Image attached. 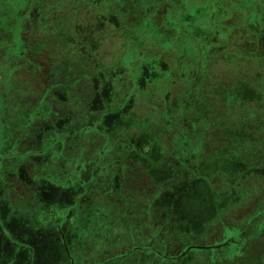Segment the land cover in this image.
I'll use <instances>...</instances> for the list:
<instances>
[{"label": "trees", "instance_id": "obj_1", "mask_svg": "<svg viewBox=\"0 0 264 264\" xmlns=\"http://www.w3.org/2000/svg\"><path fill=\"white\" fill-rule=\"evenodd\" d=\"M78 2L80 7L74 9L71 0H0V127L8 120V108L11 106L13 110L14 98L17 99L16 109L18 111L13 112L15 119H18L19 124L21 123L19 99L23 94L37 97L35 91L32 90V87L34 88L32 81L40 79L39 74H43L46 69L50 70L49 73L54 79L52 87L47 92L51 93L57 85L60 95L64 94L62 98L53 94L50 106L56 111L71 110L73 108L71 104H75L74 98L78 99L77 105L79 104L81 110L85 111L84 116L73 114L74 125L82 124L87 120L99 96L113 98L117 94L119 89L115 83L99 77L103 72L111 71L110 74L107 73L109 77L111 75V79L119 78L123 83L120 91L124 93H127L125 84L130 85L135 91L136 86L146 88L147 81L150 84L153 83L151 86L154 91L149 92V95L143 96L135 93L132 96L133 100L129 97L124 99L126 102L122 108L130 105L131 101L135 102L133 109L130 107L129 110L127 108L124 110L126 116L113 117L111 119L113 121H109L114 128H117L115 123L118 125L126 122L125 128L129 133L123 136L125 140L130 143H143V145L142 149L137 150L138 154H130L127 158L131 157V159L126 158L121 162L122 167H118L113 190L119 192V196L106 204L108 205L107 211L98 215V212L106 207L103 205L96 208L92 214L104 218L110 224V228L103 230L112 232L115 231L117 223L127 220L125 218L135 217L138 224L153 222L152 244L146 243L143 253L149 255L152 248L159 251V254L154 251L155 262H158L156 264H192L191 261H185L190 258L189 253L186 256H168L164 250L165 244H171L175 239L181 241L179 235L181 233L185 235L182 223L188 217L187 213L194 212L195 208H199L202 215H208L205 219H209L212 197H218V202L222 200L224 194L221 190L222 183L227 182V177L232 180L231 178L243 174L245 170L242 164L247 165L246 170L250 168L260 170L264 162V155L252 148L255 146L252 145L254 141L264 139V124L258 123L256 126V118L248 119V123H240L237 119H231L237 112L241 113L245 107V103L239 99L244 94L242 81L236 82L233 86H227L221 81L226 78L231 79L230 74L227 71L212 68L218 64H233L236 69H239V65L244 63L248 66L264 63V20L260 17L256 23H250L243 21L240 17L233 20L231 26H226L222 20L217 18L218 14L229 9L230 5L226 6L225 0H182V4L188 5V10H190L186 12V9L182 7V12L193 14L198 18L197 21L191 23L194 31L196 29V31L207 30L208 32H204L200 51L191 57L189 54L182 53V45L169 50L161 47L154 41V38L150 37L148 38L152 45L133 46V42L131 45H124L122 41L125 37L124 32L114 30L103 34L102 31L96 30L98 27L94 28L93 19L95 12L83 7H87V3ZM78 2H75V5H78ZM163 3L176 6L177 1L163 0ZM235 5L236 15H243L248 7L251 8V12L255 11L257 14L264 10V0H238ZM83 13L86 16L85 19H83ZM227 30L228 32L231 30L229 35ZM73 37L81 40L79 45L72 44ZM96 39L100 40L95 44L98 46L86 48L87 44L91 45ZM104 41L107 42V47L102 50L100 45ZM114 47L119 48L118 56L124 49L128 50L130 47L137 56V65L136 68H131V75L126 73L122 67V61L114 58L112 50ZM142 54L147 55L143 60L145 64L139 59V55ZM174 54L175 56L172 57ZM108 61H112L109 67H107ZM138 68L143 76H136ZM150 68L154 69L155 78L161 85H156V79L151 81ZM193 72L197 73L196 77L191 75ZM221 72L222 75L219 74ZM240 73L241 71L237 73V77H241ZM177 77L182 80L181 93L178 91ZM253 77L257 80L264 79V73L260 71ZM23 79L26 83L25 91L22 90ZM250 83V86L256 84L252 81ZM82 85H85V94L83 97H78L75 91ZM100 86L102 92L97 90ZM167 92H169L168 98L165 97ZM158 93H160V98L157 97ZM157 109H161L163 114L162 117L156 118L157 125L170 126L168 127L169 132L173 128L178 134L182 132L181 140L174 138V142L180 144L182 142L183 155L189 160L182 162L181 178L172 174L174 166L167 157L169 148L162 146L167 141L158 138L157 133L152 135L145 131L137 132L140 127L138 121L150 122L152 119L149 111ZM103 111L97 112L100 113V120L107 118V113ZM133 114L142 120L137 118L133 120L135 117L129 118V115ZM241 122H244V118ZM245 124L250 127L251 144L248 143V146L244 147L246 141L241 139L242 142L238 146L240 152L234 153L236 150L233 145L234 141L238 140V133L246 127ZM145 127L148 126L145 125ZM29 133L27 131L26 134ZM116 141L122 142L120 136ZM224 141L226 144L223 143ZM213 142L218 147L223 146L227 156L230 155L228 158L224 157L228 166L223 170L213 167L214 165H211L204 151L214 149L210 147ZM152 144L153 150L146 151L145 149L150 148ZM126 149L127 152L136 150L135 147L129 146ZM244 151L247 153L252 151L254 157L243 158ZM141 158H144V161H141ZM152 158L154 160H151ZM197 159H203V161L199 160L197 164ZM136 162L138 163L134 164ZM234 164L239 167H235ZM30 169L23 171L27 175L34 170V168L32 171ZM27 171L30 172L27 173ZM197 171L196 176L192 174ZM216 188L217 194L213 195ZM151 193H155L151 197V199L154 198L151 203L153 208L150 203L149 205L146 203ZM134 198L145 200L147 211H140L133 207L132 199ZM87 203L85 199H77L74 206L78 212L75 213L76 219L80 223L83 217L82 211L85 212L80 204L86 206ZM180 204L182 209L179 208ZM148 215H152L154 220ZM163 230L166 234L162 233ZM93 235H95L94 232L87 235L86 239L90 240ZM257 235L256 232L250 236L254 238ZM44 237L42 235L40 239ZM108 239L110 236L101 237L103 251L108 248ZM159 240L161 242H158ZM196 257L201 258H199V264H215L207 262V257L202 255ZM246 257L249 259H245ZM254 259V256H242L234 264H252ZM139 260L141 259L131 258L124 260L122 264H137ZM231 264H233L232 261Z\"/></svg>", "mask_w": 264, "mask_h": 264}, {"label": "rangeland", "instance_id": "obj_2", "mask_svg": "<svg viewBox=\"0 0 264 264\" xmlns=\"http://www.w3.org/2000/svg\"><path fill=\"white\" fill-rule=\"evenodd\" d=\"M71 1L73 2L72 7L74 9L80 7L78 1H82L83 4L87 3V7L83 6L84 8L95 12L93 19L95 21L94 28L98 27L96 30L102 31L103 34L114 30L124 32L125 37L122 39L124 45H131L132 42L133 46L152 45L148 38L150 37L151 39L154 38V41L165 49L173 50V48L182 45V53L194 57L196 52L201 49L204 32L208 33L207 30L196 31L195 29L194 31L191 23L197 21L198 18L193 16V14L186 13L190 10H188V5L182 4V0H176V6L163 3V0ZM75 2H78V5H75ZM182 7L186 9V12H182ZM259 16L264 20V10ZM83 17V19H85V13H83ZM108 20L110 22H108ZM104 22H106L105 26H103ZM89 32L92 33L91 31ZM105 40L107 41V38H105ZM79 41L81 40L73 37L72 44L79 45ZM106 41L102 42L101 45L99 44L102 50L107 47ZM98 42H100V40L96 39L91 45L87 44L86 48H89V46L96 47L98 45L95 44ZM112 50L114 52V58L116 60H121L122 67L125 69L126 73L131 75V68H136L137 65V56L132 52V48L130 47L128 50L124 49L119 56L118 47H114ZM135 50L138 51L137 48H135ZM173 56H175V54L172 55V57ZM146 57L147 55L144 54L139 55V59L142 62ZM110 64H112V61H108L107 67H109ZM49 71V69H46L43 74H39L40 79L35 82L32 81V84L34 83V88L32 87V90L35 91L37 97L32 95L25 96V94H23L22 98L19 99L21 107L20 116L22 117L20 124L22 125L19 124L18 119H15V113L13 111L16 112L18 109H16L17 99L14 98L12 101L13 110H11V106L8 108V120L5 121L3 126L1 125L2 128L0 127V230L5 229V233L3 232L0 234V264H71L68 250L74 259L82 263L81 260L84 258L86 252H95L102 249L101 237L105 235L113 239L129 236H137L146 239L147 237L150 238L154 233L151 231L153 222L138 224L139 222L136 223L135 217L125 218L127 219L125 222L117 223L114 232L110 230L106 231L103 230L107 229L106 220H101L98 216L105 212V208L98 212L97 216L92 214L96 208L111 203L112 199L119 196V192L113 190V186H111L117 180L116 173H114V178L112 179L113 171L115 172L112 168L116 163L113 162L112 157L115 158L114 161L123 162L131 154L127 152L126 147L130 146L132 143L126 144L127 140L123 137L129 133L125 128L127 123L121 122L122 124L118 125L115 123L117 128H114L113 124H109V121L113 117L126 116L124 110L126 108L129 110L130 107L133 109L135 102H128L130 105H126V108H122V105L126 102L124 99L129 97V99L131 98V100H133L134 97L132 98V96L135 95V93L143 96L149 95V92L154 91V88L151 86L153 83L150 84V82L147 81L146 88L136 86L135 91L132 90L130 85L125 84L124 87L125 89L127 88V93H124L120 91L123 87V83L120 79H111V75L109 77L107 74H110L111 71L103 72L99 77L107 80L109 79V82L115 83L119 89L117 94L113 98L99 96L95 101V107L93 104L94 109L88 114L87 120L82 122V124L78 123L74 125L75 119L73 114L76 113L79 116H84L85 111L81 110V106L79 104L77 105L78 99L74 98L75 104H71L73 106L71 110L61 109L56 111L50 106V101L53 100L54 97L53 94L60 98H62L64 94L62 93V95H60L57 85L54 86L51 93L47 92L54 83V79ZM153 71V68L149 69L151 81L156 79ZM249 72L252 74V77L257 75L256 70H250ZM196 74L197 73L194 72L191 73V75L195 77ZM219 74L222 75V72ZM136 76H143L139 68L136 70ZM155 81L156 85H161L157 79ZM177 84L178 91L181 93L182 80H180L179 77H177ZM25 85L26 83L23 79V91H25ZM262 88V92L264 93V86ZM101 89V86L97 87V90L101 91ZM85 90V85H82L75 93L78 97H83ZM168 96L169 92L166 93L165 97L168 98ZM157 97L160 98V93L157 94ZM186 99L187 98H185V100ZM244 102L247 104L246 112L253 118L255 114L252 112L256 113L261 111L260 113H264V108H262L260 104L250 103V101H243L242 103ZM262 102H264V98ZM160 107L162 108L163 106ZM100 110H104L103 113H107L106 119H99L100 113L98 114L97 112ZM160 110L161 109L155 111L150 110L149 115L152 120L148 123L145 121H142V123L138 121L140 127H138V131H135H145L152 135L157 133L159 134L158 138L167 141L165 143L169 148L167 157L174 166L172 174L181 178L182 162H187L189 160L183 155L184 150L182 149V142L181 144L179 142H174V138L181 140L182 132L178 134L175 128L171 129V132H169L168 127L170 126L157 125L156 118L162 117L163 115ZM130 117H135L133 120L136 118L142 120V118H139L136 114L129 115V118ZM237 120L240 123H246L241 122L239 118H237ZM259 121L263 120H256V126ZM120 125H122V127ZM145 125L148 127L146 128ZM27 131L30 133L26 134ZM99 133H102L108 141V145H105L103 150L109 152L112 156L107 159L109 163H112V174L108 181L101 182L98 181L97 177H94L91 182L85 184L73 179L70 185L64 187L48 180L49 175L57 174L58 170L60 176H62V174L66 172L67 162H73L68 151L66 153L65 148H67V146H64L66 141L79 140V144L84 146L86 143L88 144L89 139L93 140L92 138L94 135H100ZM238 135V140L234 141L233 144L236 148L234 153L240 152L238 146L242 142L241 139L246 142L250 139V127L247 125ZM119 136L122 142L116 141ZM218 136L217 134V137ZM130 139H133L131 135ZM93 141L94 143L98 142L97 139ZM223 143L226 144V141ZM93 147H95V149L93 153L90 154V157L95 156V159L99 161V163L101 161L103 162V155H98V146ZM210 147L214 149H210L209 151L204 150L209 157V162L212 163L210 164L212 166L214 165L213 167L218 170H223L228 166V162L224 157L228 158L230 155L227 156V152L224 151L223 146L218 147L215 145V142H213ZM248 152L249 153L244 151L242 157H248V159L254 157L252 151ZM127 159H131V157ZM203 159L199 160L203 161ZM78 160V158H76V160L74 159V161ZM199 160L197 159V162H194L199 164ZM117 165H119V163ZM234 166L237 168L239 167V165L236 166L235 164ZM55 167H57L58 170L55 169V171H53ZM242 167L245 170L243 174L231 178L232 180L227 177V182L222 183L221 190L224 193L221 198L222 200L218 202V197H212L208 220L205 219L208 215H202L199 208H195L194 212L187 213L188 217L182 223V230L184 229L183 232L185 235L182 233L179 235L181 241L175 239L171 244H165L164 250L168 256H185L183 251L188 249L184 248H188L192 245L197 246L202 243H209L210 239L215 241V245L221 246L228 243L231 238L244 239L247 235H252L256 232L258 234L264 227V172L261 174L259 173L264 170V167H261L260 171L253 168L246 170L247 165L245 166L244 164H242ZM22 169H30V171L33 170V172L25 175ZM30 171H27V173ZM192 174L196 176L198 171ZM216 191L217 188L213 192V195L217 194ZM153 194L155 195V193H151L149 198H146V203L148 205L154 201V198L151 199ZM82 195L84 197L91 196V202L87 203L86 206L80 204L85 210V213L82 212L83 217L80 227L76 226L74 229H69L67 228V224L69 223L66 222L63 224L62 218L60 217L61 213H63L64 209L69 210L74 207L77 202L76 200ZM145 195L148 197L147 194ZM146 203L142 198L132 199L133 207L140 211H147L148 208H145ZM107 206L108 205H106V211ZM26 207L28 209L38 207L39 211L34 214H29ZM151 207L153 208V204H151ZM179 208L182 209L181 204ZM148 217L154 220L152 215H148ZM219 222H223L224 225L229 227V229H224L222 239V232L219 228L211 230L214 223ZM93 232L95 235L91 236V245L88 246L86 236ZM162 233L164 234L165 231L163 230ZM42 235L45 237L40 239ZM63 237L66 238L67 245H65ZM237 239L236 241H240ZM158 242L161 241L159 240ZM238 249L239 246L232 244L229 247L209 250L205 252L207 262L231 264L232 261L234 264L239 256V254H235ZM154 251L159 254V251L154 248H152V252L149 255L137 253L135 259H141L137 264L158 263L157 261L155 262L156 256ZM189 255L190 258L188 257L189 259L185 261H191L192 264L200 263V257H196L202 255L199 250L192 249L189 251ZM233 255L238 256L233 258ZM254 256L255 259L251 262L252 264H264V253H255Z\"/></svg>", "mask_w": 264, "mask_h": 264}, {"label": "crops", "instance_id": "obj_3", "mask_svg": "<svg viewBox=\"0 0 264 264\" xmlns=\"http://www.w3.org/2000/svg\"><path fill=\"white\" fill-rule=\"evenodd\" d=\"M238 2V0H236ZM235 0H225L226 2V6H229V9L224 11L223 13L218 14L217 18H219L220 20H222V23L226 26H231L233 24V20L235 19H239L240 17H242L243 21H249L250 23H256L259 19L260 16L259 14H257L255 11L251 12V8L248 7L247 10H244L243 15H236L235 14V9H236V3ZM243 5V4H241ZM226 30V29H225ZM231 32V30H230ZM230 32H228L227 30V34L229 35ZM240 68L236 69L234 67L233 64H218L214 67H212L215 70H220V71H227L230 74V78L231 79H222V81H225V84L228 86H233L234 84H236V82L238 81H242L243 84V93L242 96H240V100L243 101H250V103H258L261 105L262 108L264 105V102H262L263 98H264V93L263 91V86H264V79L261 80H257L256 78L252 77V74L249 72L250 70H256L257 75L258 72L263 71L264 73V63L255 65L252 64L251 66L241 64L239 65ZM254 68H253V67ZM217 68V69H216ZM239 71H241V77H237V73L239 74ZM217 75V73H216ZM245 75V76H244ZM243 77V78H242ZM254 82L256 84H253L250 86V82ZM239 96V95H238ZM245 103V107H243L242 112H237L236 115H233L231 117V119H243L244 118V122H248V119L253 118L250 114H248L246 112V102ZM263 104V105H262ZM257 105V104H255ZM251 112V111H250ZM261 112V111H260ZM260 112H252L253 114H255V117L257 120H263L264 121V113H260ZM229 118V117H228ZM263 121H259V123L263 124ZM2 132V130H1ZM262 140V137H260ZM93 140L97 139L98 142L94 143L93 140L89 139L88 140V144L86 143L84 146L79 144V140H70V141H66L64 146L67 148H65L66 153L68 151V154L70 157H72L73 162L69 163L67 162V166H66V172L62 174V176H60L59 170L57 167L53 168V171H55V169L58 170L57 174H53V175H49L48 180L55 182L57 185H61V186H67L70 185L73 182V179H76L82 183H88L91 182L93 180L94 177H97L98 181H108V179H110L111 174H112V170L114 169L115 172L113 171V176L112 179L114 178V173H117V171L119 170L118 167H122L121 162L120 161H114L115 158H113L111 156V154L109 152H105L103 150L104 146L108 145V141L107 139L103 136L102 133H100V135H94ZM251 140L249 139L245 144L244 147L247 145L248 143L251 144L250 142ZM81 143V142H80ZM130 143V142H127ZM132 144L129 147H135L136 150L133 152H130L131 154H138L137 150L139 148L142 149V145L143 143H139V142H131ZM256 143V144H254ZM84 144V143H83ZM97 144V145H96ZM154 144V143H153ZM153 144L151 145L150 148H146L145 150H153ZM172 145V144H171ZM252 145H255L254 147L252 146V148L256 151H259L260 153H262L264 155V139L262 141H254L252 143ZM93 146H98V155H103L104 159L103 162L101 161L99 163V161H97L94 157H90V154L93 153L95 147ZM163 148H166L165 143L162 144ZM85 147V148H84ZM171 147V146H170ZM243 147V148H244ZM76 151V153H75ZM261 155V154H259ZM1 156V154H0ZM97 156V155H96ZM109 157H112L113 162H116L114 167L111 170V164L109 163V161L107 160ZM76 158H78V161H74V159L76 160ZM264 159V157H263ZM141 161H144V158L140 159ZM151 160H154V158H152ZM72 161V160H71ZM97 162V163H96ZM99 163V164H98ZM119 163V165H117ZM138 162L134 163L137 164ZM260 167H264V162L262 163V165ZM25 170L26 169H22ZM120 170H122V168H120ZM123 171V170H122ZM121 171V172H122ZM260 171V170H258ZM264 171V170H262ZM23 175V174H22ZM26 175V174H25ZM117 178V177H116ZM123 182V179L121 180ZM115 183V182H114ZM111 186L114 187V185L112 184ZM116 191V190H115ZM103 195V194H102ZM79 200L81 199H85L88 203L91 202V196L90 197H85L82 195L81 197L78 198ZM77 201V200H76ZM36 204V203H34ZM76 205V204H75ZM21 208V206H20ZM18 208V209H20ZM105 211H106V207ZM27 209V212L29 214H34L37 213L39 211V208H33V209ZM84 212V211H82ZM78 212H76V209L74 207H72L69 210L64 209L63 213H61V218L63 221V224H65L66 222L69 223L67 224V228L69 229H74L76 226L80 227V222L76 219V214ZM85 213V212H84ZM52 218V217H50ZM101 220L104 218H100ZM223 222H219V223H214L213 227L211 230L213 229H220L222 232V236L221 239L223 237V231L224 229H229L228 226L224 225ZM107 227L110 228V224L107 223ZM219 226V227H218ZM264 226V225H263ZM248 230V229H246ZM5 233V229H1L0 230V234L1 233ZM214 237V235H213ZM218 239V238H216ZM237 238H231L229 240L228 243H225L224 245H215V241H212V239H210L209 243H202L201 245H192V248H188V250L183 251L184 255L186 256L190 250L192 249H196L199 250L200 253H202V255L206 256L207 251L209 250H215V249H219L222 247H229L232 244H235L236 246H239L238 251L235 254H239L240 257L237 258V260H239L240 258H242V256H254L255 253H264V227L258 232V235L256 237H251L250 235H247L246 238L244 239H237L240 241H236ZM63 240L65 241V245H67L66 242V238L63 237ZM88 242V246H90V240H87ZM148 243V245L152 244V238L147 237L146 239L143 238H139L137 236H129V237H123V238H110L108 239V248L105 249V251H103L102 249L99 251H95L92 253V251H89L85 254L84 258H82L81 262H78L76 259H74L72 257V254L70 253V251L68 250V255L71 259V264H122V262L124 260H128L131 258H135L137 253L140 254H144L143 253V249L146 247L145 244ZM256 251V252H255ZM234 254V255H235ZM229 255V254H228ZM233 258L237 257L238 255L234 256ZM255 257V256H254ZM232 258V257H231ZM245 259H249L248 257H246Z\"/></svg>", "mask_w": 264, "mask_h": 264}, {"label": "flooded vegetation", "instance_id": "obj_4", "mask_svg": "<svg viewBox=\"0 0 264 264\" xmlns=\"http://www.w3.org/2000/svg\"><path fill=\"white\" fill-rule=\"evenodd\" d=\"M151 237H152V236H151ZM151 237H150V238H151Z\"/></svg>", "mask_w": 264, "mask_h": 264}]
</instances>
